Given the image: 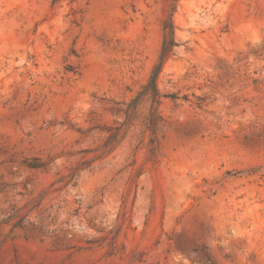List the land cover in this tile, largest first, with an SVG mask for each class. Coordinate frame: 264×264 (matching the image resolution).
Listing matches in <instances>:
<instances>
[{"label":"rangeland","instance_id":"obj_1","mask_svg":"<svg viewBox=\"0 0 264 264\" xmlns=\"http://www.w3.org/2000/svg\"><path fill=\"white\" fill-rule=\"evenodd\" d=\"M0 264H264V0H0Z\"/></svg>","mask_w":264,"mask_h":264},{"label":"trees","instance_id":"obj_2","mask_svg":"<svg viewBox=\"0 0 264 264\" xmlns=\"http://www.w3.org/2000/svg\"><path fill=\"white\" fill-rule=\"evenodd\" d=\"M176 46H177V42L175 38L174 25L172 22H166L164 26V42H163L162 53L160 56L159 63L154 68V71L151 75L149 82L144 86V89L141 92L142 96L151 95L150 98L154 107L158 105L161 101V93L158 87V79L162 71V67L165 61L167 60V58H169L170 55L173 54ZM140 99H141L140 97L136 98L128 105V109H127L128 118L132 117L134 110L138 107ZM154 114L155 112L153 110L152 115L149 118V122H148L149 130L152 131L153 133H154V127H153L152 117Z\"/></svg>","mask_w":264,"mask_h":264}]
</instances>
